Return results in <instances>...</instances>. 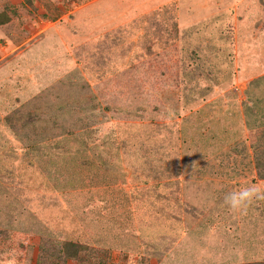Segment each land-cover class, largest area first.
Instances as JSON below:
<instances>
[{"label": "rangeland", "instance_id": "1", "mask_svg": "<svg viewBox=\"0 0 264 264\" xmlns=\"http://www.w3.org/2000/svg\"><path fill=\"white\" fill-rule=\"evenodd\" d=\"M0 15V264L264 262V201L224 205L264 189V0H0ZM28 115L29 139L47 136L30 158Z\"/></svg>", "mask_w": 264, "mask_h": 264}, {"label": "trees", "instance_id": "2", "mask_svg": "<svg viewBox=\"0 0 264 264\" xmlns=\"http://www.w3.org/2000/svg\"><path fill=\"white\" fill-rule=\"evenodd\" d=\"M3 17H4L3 15H0V25L4 24L8 20V18H6V17L3 18ZM28 118H29V120H26V122L23 123L22 128L18 127L17 130H15V132L19 133V134L23 133L22 138H21V141H23L22 143H23V147H24L22 149V151H23L22 153L27 155L30 158V155L36 156V154H38L37 152L42 150L44 143H46L45 140L47 139V136H46V138L44 137L43 139L38 138L35 140H30L29 136L26 133V131H29L31 129V128L28 129L30 123L31 122L32 123H37V122L40 123V121H38L39 119H36V121H35L33 119V116H31V115H28ZM9 120H12V118H10ZM14 127H13V129H14ZM32 127H34V126H32ZM61 246H62V253H63L65 259L76 260L78 258L80 250H78V247L75 244L65 242ZM48 258H49V255H48ZM43 260H44V257H43ZM49 262H54V264H56V260L54 259L53 255H51V259ZM255 264H264V262H258Z\"/></svg>", "mask_w": 264, "mask_h": 264}, {"label": "clouds", "instance_id": "3", "mask_svg": "<svg viewBox=\"0 0 264 264\" xmlns=\"http://www.w3.org/2000/svg\"><path fill=\"white\" fill-rule=\"evenodd\" d=\"M255 201H264V189L255 184L240 187L224 196V205L234 214H246Z\"/></svg>", "mask_w": 264, "mask_h": 264}]
</instances>
